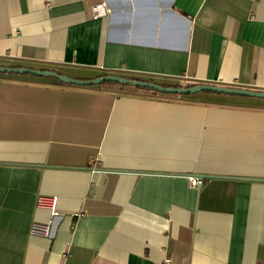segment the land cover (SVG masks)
<instances>
[{"label": "crops", "instance_id": "1", "mask_svg": "<svg viewBox=\"0 0 264 264\" xmlns=\"http://www.w3.org/2000/svg\"><path fill=\"white\" fill-rule=\"evenodd\" d=\"M10 65L263 92L264 0H0ZM117 85L0 72V264H264V97Z\"/></svg>", "mask_w": 264, "mask_h": 264}, {"label": "water", "instance_id": "2", "mask_svg": "<svg viewBox=\"0 0 264 264\" xmlns=\"http://www.w3.org/2000/svg\"><path fill=\"white\" fill-rule=\"evenodd\" d=\"M0 72L31 73L40 76H52L62 82L78 84V85H93L104 82H114L117 84L150 88L161 93H170V94H192L199 91H214L221 93H232V94H240L247 96L264 97V91L262 92V91H255L250 89L217 86L210 84H197L189 87H171V86H163L155 82L136 80L114 74H108V75L98 76L92 79L82 80V79H76L62 75L54 70H40L29 67L0 66Z\"/></svg>", "mask_w": 264, "mask_h": 264}, {"label": "built area", "instance_id": "3", "mask_svg": "<svg viewBox=\"0 0 264 264\" xmlns=\"http://www.w3.org/2000/svg\"><path fill=\"white\" fill-rule=\"evenodd\" d=\"M93 12L95 16H102L106 14L107 8L104 3L96 4L93 7ZM193 185H201L203 183L202 178H194L192 179ZM57 202L58 197L57 196H46V195H40L38 197L37 206L39 208H47L51 211V215L54 217L58 215L57 211ZM52 220L43 223V222H34L31 226V233L36 235H42V236H50L52 234V228H51ZM170 259H166V263H169Z\"/></svg>", "mask_w": 264, "mask_h": 264}, {"label": "trees", "instance_id": "4", "mask_svg": "<svg viewBox=\"0 0 264 264\" xmlns=\"http://www.w3.org/2000/svg\"><path fill=\"white\" fill-rule=\"evenodd\" d=\"M10 66H19V65H10ZM109 73L107 72H103L101 74H99V76H103V75H108ZM116 75V74H114ZM121 76H124V77H127V78H131V79H136V80H142V81H148V82H155V83H158V84H161L163 86H171V87H179V86H183L182 84L180 83H175V84H168V83H164V82H159V81H156L155 79L153 78H147V77H139V76H126V75H121ZM98 77V76H97ZM107 84H112V85H116L117 83H114V82H105ZM197 84H200V83H196V84H190L188 86H191V85H197ZM121 85H124L123 87H128L129 88V92L130 93H146V94H160L162 96H165V97H170V96H177V94H170V93H161V92H158V91H155L153 89H150V88H145V87H139V86H130V85H125V84H121ZM210 85H214V84H210ZM185 87V86H183Z\"/></svg>", "mask_w": 264, "mask_h": 264}, {"label": "rangeland", "instance_id": "5", "mask_svg": "<svg viewBox=\"0 0 264 264\" xmlns=\"http://www.w3.org/2000/svg\"><path fill=\"white\" fill-rule=\"evenodd\" d=\"M121 86H124V85H121V84H118V85H117V87H119V88H120ZM121 89H122V88H121ZM180 95H181V94H180Z\"/></svg>", "mask_w": 264, "mask_h": 264}]
</instances>
